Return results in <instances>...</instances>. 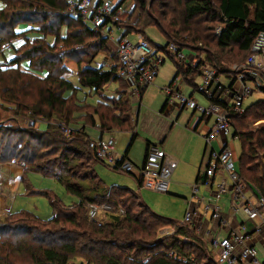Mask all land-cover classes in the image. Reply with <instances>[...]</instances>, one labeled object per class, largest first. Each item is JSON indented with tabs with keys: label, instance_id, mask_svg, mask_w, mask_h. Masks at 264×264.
Here are the masks:
<instances>
[{
	"label": "trees",
	"instance_id": "16d2710c",
	"mask_svg": "<svg viewBox=\"0 0 264 264\" xmlns=\"http://www.w3.org/2000/svg\"><path fill=\"white\" fill-rule=\"evenodd\" d=\"M146 1L133 3L138 9L135 25L125 23V14L121 15L117 22L123 30L121 36L143 34L154 23L166 36L164 46L173 40L202 53L203 61L221 73L223 63L248 55L255 36L264 32V0H152L148 13L144 11ZM150 11L158 15L153 17ZM22 24L29 27L17 30ZM218 25L222 28L217 35ZM31 30L36 37L11 51L12 57L0 64V110L12 123L0 124V163L23 161L25 170L53 178L75 201L63 205L43 192L52 206L48 219L32 213L0 216V264H218L193 226L155 214L136 192L106 187L95 173V164L118 168L95 157L85 127L72 128L79 122L82 127L97 123L99 136L114 129L130 131L117 165L128 160L137 133L129 97L116 75L117 57L115 51L109 53L107 38L70 16L64 0H0V44ZM99 51L109 59L106 68L90 66ZM69 59L75 65L79 87L68 79ZM174 67L168 85L179 75L186 80L188 75L198 74V65L192 69L175 61ZM112 83L116 87L110 98L103 92ZM87 96H96V103L88 104ZM211 101L224 106L216 97ZM236 120L237 126L233 124ZM259 120L264 121V99L250 103L241 115L232 117L231 124L240 144L237 172L246 186H255L264 196L256 164L257 154L264 159V123L252 126ZM25 121L28 127L19 125ZM35 123L44 125L41 128ZM61 123L70 128L71 135L62 132ZM102 203L119 206L124 212L116 210L105 219L90 221L88 205ZM167 227L173 230L171 235L161 233ZM171 250L184 259L168 255Z\"/></svg>",
	"mask_w": 264,
	"mask_h": 264
},
{
	"label": "built area",
	"instance_id": "2783aa9c",
	"mask_svg": "<svg viewBox=\"0 0 264 264\" xmlns=\"http://www.w3.org/2000/svg\"><path fill=\"white\" fill-rule=\"evenodd\" d=\"M64 2L70 16L79 18L91 29L99 30L107 40H111L112 30L118 31L119 36L115 42V54L118 61L116 75L125 84L127 94L134 102L139 101L142 90L153 82L157 75V69L165 57L173 58L182 66L192 69L198 65L199 82L195 85L194 91L207 98V106L199 105L191 95L185 96L178 88L174 87V82L171 85H166L163 91L166 94L165 109L177 111L191 109L213 119L212 125L203 135L207 149V163L203 168L204 178H206L203 184L211 188V198L214 201L211 204H204L203 210L210 213L212 219L221 221L222 214L218 200L222 195L230 193L232 206L235 209L239 208L248 217L257 213L244 194L246 185L237 172L236 157L228 146L227 137L232 134L229 133L232 117L241 115L242 110H244V100L253 92L264 89V32H259L255 36L245 64L233 65L227 70L229 84L224 86L220 80L221 72L217 67H212L203 61L202 53H195V55L187 57L182 54L183 47H180L173 40L162 48H157L142 33H134L131 38L121 36L122 29L117 22L121 20V15L126 10L122 2L117 0H100L99 2L94 0H64ZM221 28V26L216 27L215 34L218 35ZM27 40V37L22 35L11 37L0 44V51L11 52L23 46ZM213 97H216V101L223 103L224 106L212 102ZM60 127L63 133L71 135L69 127L63 123L60 124ZM215 142H217V150L213 148ZM88 146L99 161L110 167H117L124 173L135 175L139 180V189L146 188L158 192H167L176 162L171 160L162 149L153 146L148 147L142 165L135 168L128 160L117 165L119 158H115L113 155V139L110 134L90 140ZM12 165H16L20 170L19 172L24 168L23 161L14 159L0 163L1 192L3 189L9 192L13 187L9 176L5 178L3 175L6 166ZM217 173L220 178L212 184L209 178ZM198 183L194 182L190 186L193 196L197 192ZM250 186V191L256 198V206L258 208L264 207V196L258 188L253 185ZM116 210L120 214L124 212L121 207H115L109 203L90 204L87 210L88 219L94 222L99 220L96 217L99 211L112 214ZM194 214L193 210H186L180 223L190 224ZM261 224L264 226V221ZM262 225H259L255 230L260 232ZM165 230L162 229L161 233L165 235L173 233V230ZM205 233L210 247L216 252L218 264H264V261L258 262L255 249L248 245V231L244 224L239 225L236 229H230L224 237H218L216 233L212 234L208 231ZM167 254L184 259L172 250Z\"/></svg>",
	"mask_w": 264,
	"mask_h": 264
},
{
	"label": "rangeland",
	"instance_id": "374dc122",
	"mask_svg": "<svg viewBox=\"0 0 264 264\" xmlns=\"http://www.w3.org/2000/svg\"><path fill=\"white\" fill-rule=\"evenodd\" d=\"M120 1V0H117ZM135 1V0H134ZM134 1L133 0H125L123 1L124 5L126 6V9L128 11V14L123 17V19H126L127 24L130 26L135 25L136 16L138 14V9L134 7ZM152 0H147L146 7L144 11L148 13V6L151 3ZM216 2V0H214ZM156 12L159 13V10ZM151 16H156L158 14L149 13ZM137 25V24H136ZM214 25V24H213ZM219 26V25H218ZM216 26V27H218ZM29 25L22 24L17 27V30H24L27 29ZM215 27V28H216ZM34 30H31L29 33H26V37L29 39H33V37H36ZM144 35L151 40L150 42L152 44L164 46V43L166 42V36L162 34L160 29L152 23V25H148L143 29ZM61 33H64V28L61 29ZM23 36V35H22ZM111 40H107V47L109 53H114L115 51V42L117 37L119 36L118 31L112 30L111 31ZM46 41L50 40L46 36ZM27 40V41H28ZM90 41V40H87ZM92 50H90V53ZM182 54L189 57L190 55H195V52L188 47H185L182 49ZM250 54V52H249ZM248 55H244L242 59L233 60L231 62H225L222 64L223 69L229 70L233 65H243L248 60ZM83 56V55H82ZM104 56V51H99L93 60L91 61V67L97 68L102 66L103 68H106L109 66V62L106 64L102 63V58ZM12 57L11 52H4L0 54V64L4 60H8ZM188 61V60H187ZM185 61V63H187ZM174 62L175 60L170 57H165L163 63L158 67L157 69V75L154 78L153 82L148 85L142 92L140 102L137 101L132 102L130 100V114L133 119H135L136 126L133 123V127L137 131V137L132 143L127 158L128 161H130L132 164H134L136 167H139L142 162V156L144 151V144L146 140H149L151 143L155 144V147L160 148L164 151L165 154L170 155V151L173 149H178L184 151L186 148L190 147H197L200 145L202 141V146L200 149L203 148L204 144V138L202 137V130L204 126L208 124L201 123L196 131H192V126L194 125V121L191 119L199 118L200 115L197 112H193L195 110L191 109H184L182 110L176 119L174 117H171L172 114H170V111L165 109V111L159 115L157 113V110H159L160 105L162 101L165 99L166 94L163 91V88L167 85L172 73L174 72ZM66 66L68 67L69 73H68V79L69 81L74 85L78 86V80L76 77L75 71V65L73 61L70 59L66 61ZM227 74V73H226ZM225 73H221V83L224 86H227L229 84L228 77H226ZM227 79H226V78ZM197 80H195L196 82ZM199 82V81H198ZM119 83L123 86L124 90H126V87L122 81L119 80ZM118 84V83H117ZM175 87L181 91L185 96H188L189 93L192 91V87L190 85L185 84L180 77H178L174 81ZM115 83L110 84L107 87V90L105 91V94L107 96H112ZM253 91V90H252ZM110 94V95H109ZM112 94V95H111ZM195 101L205 107L208 105V100L206 97H204L202 94L197 93L195 91H192L191 95ZM264 99V90H257L253 92L251 95H249L243 103V108L247 107L249 103H252L257 100H263ZM88 104H95L96 103V97L95 96H87L86 98ZM139 109V111H138ZM175 110V109H173ZM244 110H242L243 113ZM241 113V114H242ZM7 116V114L1 112L0 110V118L3 120H0L1 125H12L11 122L5 120L4 118ZM160 117L159 120H156L154 118ZM175 116V115H174ZM167 121V130L169 133L167 134V138L165 137V140L162 144H158V140H153L152 138H155L162 128H164V124H166ZM263 120H259L255 122L252 126L258 127L261 124H263ZM172 126L170 127V125ZM210 124V123H209ZM234 125L237 124V120L233 123ZM20 126L28 127L27 124L21 123ZM38 125V124H37ZM42 128V125H41ZM87 133L90 139H96L98 135V131L94 127H87ZM128 132V131H127ZM125 131H120L114 129V131L110 132V137L113 139V148L112 152L115 158H119L122 154V152L126 149L128 145V133ZM229 133H232L230 136L227 137V143L228 146L231 148L234 156H237L239 154L240 150V144L237 139H234V132L233 127L231 124V128L229 130ZM106 135V133H103V136ZM152 137V138H151ZM233 138V139H232ZM213 148L215 150L218 149L215 143H213ZM165 149V150H164ZM200 149L197 151L196 156H200ZM184 155H189V152H186ZM184 160H188V157L184 156ZM203 166V165H202ZM12 170H15L19 172L20 170L16 167V165L9 166ZM204 167V166H203ZM180 169V176H176L174 174V177H170V180L173 182L178 181L183 183V185L186 186L184 190H180L179 192H182L180 195H175V193L172 191V183L168 185L167 192H158L155 190L150 189H140L141 198H143V201L147 205V207L150 209V211L154 212L155 214L168 218L173 220L174 222H181L182 217L184 214V209L186 208L183 206V203L191 201V189L190 186L194 183V176L196 174V167H186V166H178ZM95 173L97 174L98 178L103 182V184L106 187H121V188H127L130 191H136V183L131 178L129 174H126L124 172H121L119 170H112L109 167L105 166L102 163H96L94 167ZM5 171H3V175L5 176ZM9 178L11 179L13 183V187L8 192L6 189L2 190V195L5 197L6 200V207L8 209L7 213L11 214H20V213H32L35 216H37L41 220L48 219L52 214V206L50 205L48 199L42 194L43 192H49L52 195L55 196L57 200H59L63 205H68L75 201V199L66 194L61 184L56 182L53 178L44 176L38 172L31 171V170H25L23 168L21 172L19 173H12L10 174ZM245 183V182H244ZM198 186L200 189L203 188V185L198 183ZM198 191V189H197ZM137 192V191H136ZM210 195V191H206V194ZM203 192H196L195 197L201 198ZM185 198V199H184ZM205 198V197H204ZM206 200V199H205ZM193 201V200H192ZM203 205L206 204L205 201H202ZM202 210V205H199V212ZM242 211V210H241ZM99 220L105 219L108 217L107 213L99 211L97 216ZM166 229L165 231L171 230V228H162ZM204 237V240L206 243H208V237ZM185 241H190L191 244H195L196 242L193 240H190L188 238L182 237ZM210 246V244H209ZM208 246V247H209ZM211 248V247H210ZM212 249V248H211ZM212 253L215 255L216 258V252L212 249ZM258 259V262L261 263L263 259L261 257H256Z\"/></svg>",
	"mask_w": 264,
	"mask_h": 264
},
{
	"label": "crops",
	"instance_id": "0c3cea01",
	"mask_svg": "<svg viewBox=\"0 0 264 264\" xmlns=\"http://www.w3.org/2000/svg\"><path fill=\"white\" fill-rule=\"evenodd\" d=\"M122 4H124L123 2H122ZM125 8H126V6H125ZM127 15L128 14V11H127V9L125 10V12L122 14V15ZM122 29V28H121ZM143 32V31H142ZM122 33H123V30H122ZM121 33V34H122ZM134 33H129V34H126V35H124V36H127L128 38H131L132 37V35H133ZM143 35H144V32H143ZM36 36V35H35ZM145 36V35H144ZM146 37V36H145ZM49 38V37H48ZM146 39L150 42L151 40H149L147 37H146ZM49 42H50V40H48ZM151 43V42H150ZM166 43V42H165ZM164 43V44H165ZM152 44V43H151ZM154 47H159V48H162V46H160V45H154V44H152ZM190 49V48H189ZM109 62V59H108V57H107V55L104 53V56H103V58H102V63L103 64H106V63H108ZM174 72H175V67H174ZM174 72L172 73V75H171V77H170V79H169V81L171 80V78H172V76H173V74H174ZM74 73H75V71H74ZM224 73L226 74L227 73V69H225V71H224ZM178 77H180L181 78V80L185 83V84H187V85H190L191 87H192V91H194V88H195V85L196 84H198V81H199V77H198V74L197 75H188L187 76V78L188 79H186V80H184L180 75L178 76ZM177 77V78H178ZM192 77V78H191ZM226 77H228V74H226ZM225 77V78H226ZM191 78V79H190ZM227 79V78H226ZM228 79H229V77H228ZM195 80H197L196 82H195ZM169 81H168V83H169ZM168 83H167V85H168ZM115 86H116V84H115ZM175 87V86H174ZM176 88V87H175ZM84 91H87V89H85V88H82ZM145 89V88H144ZM143 89V90H144ZM107 90V89H106ZM105 90V91H106ZM105 91L103 92L104 94H105ZM192 91L189 93V95H192ZM143 92V91H142ZM142 92H141V95H142ZM126 93H127V91H126ZM108 94V93H107ZM107 94H105L106 96H107ZM113 94V95H112ZM111 95L112 96H108V97H114V91H113V93H112ZM110 95V94H109ZM128 95V94H127ZM96 97V96H95ZM129 97V96H128ZM140 99H141V96H140ZM140 99H139V101H138V103L140 102ZM96 100H97V97H96ZM130 100L132 101V102H134L130 97H129V103H130ZM165 101V99L162 101V103H161V105H160V108H159V110H157V113L159 114V115H161L163 112H161V109H162V105H163V102ZM250 104V103H249ZM182 110H184V109H182ZM182 110H173V109H170V110H168V111H170V114H172L171 115V117H174V119H176L177 118V116L179 115V113L182 111ZM138 111H139V109H138ZM193 112H197L199 115H200V117L199 118H194V119H191L192 121H194V125L192 126V131H196L197 130V128H198V126L201 124V123H204L205 125H206V127L204 126V128H203V130H202V132H201V134H202V137H203V135H204V133L209 129V127L212 125V122H213V119H212V117H209V116H205V115H203V114H201L200 112H198V111H192L191 113H193ZM131 115V114H130ZM175 115V116H174ZM154 118L156 119V120H159V118L160 117H156V116H154ZM131 119H133L132 118V116H131ZM133 121H134V124H135V126H136V122H135V119H133ZM166 122V124H164V128H162L161 129V131L159 132V134L155 137V138H152L154 141L155 140H158V144H162L163 143V141L165 140V137L167 138V134L169 133L167 130L169 129V127H168V129H167V121H165ZM27 122L25 121V124H26ZM210 123V124H209ZM41 125H44V123H41V124H39V126L41 127ZM172 126V124L170 125V127ZM85 127V128H84ZM87 127H94V128H96V130L98 131V135H99V130H98V128H97V123H95V125L94 126H89V125H84L83 127H82V125H80V122L79 123H77V124H72V128H74V129H83L84 128V132L88 135V133H87ZM73 129V130H74ZM134 130H135V128H134ZM136 131V130H135ZM125 132H127V131H125ZM128 133V140H130V136H131V133H130V131H128L127 132ZM136 133H137V131H136ZM110 134V132H108V133H106V135H109ZM106 135H104V136H106ZM89 137V136H88ZM99 137H103V134L102 135H100V136H98L97 138H99ZM137 137V136H136ZM90 139V138H89ZM136 139V138H135ZM233 139V138H232ZM234 139H237V137L236 138H234ZM204 140V139H203ZM215 144H216V146H217V142H215ZM204 146H203V148L202 149H200L201 148V146H202V141H201V143H200V145L199 146H197V147H195V146H193V147H190V148H186L184 151H182V150H178V149H173V150H171L170 152L171 153H169L170 155H168L167 154V156L171 159V160H173V161H175L176 162V166H175V169L173 170V172H172V174H171V177L173 176L174 177V174L176 175V176H180V169L178 168V166H186V167H196V174H195V176H194V182H195V180L197 179V178H199L200 180L198 181L200 184H202L203 185V190H202V188L200 189V187L198 186V191H197V193L198 192H203V194L202 195H204V196H201V198L199 199V198H196L195 196H193V195H191V199L193 200H191V201H188V202H184L183 203V206L186 208V206H187V208L186 209H184L185 211L186 210H188V209H191V210H193L194 211V215H193V219H192V221L190 222V225L191 226H193L194 227V229H195V233L197 234V235H199V236H206V231H208V233H212V234H217V236L218 237H224V236H226L227 235V232L230 230V229H236L237 227H239V225H241V224H244L245 225V227H246V229H247V231H248V234H247V236H248V245L249 246H251V247H253L254 249H255V251H256V257L258 256V257H261V259H263V261H264V226L261 224L263 221H264V207H260V208H258L257 206H256V198L254 197V195H252V192L250 191V188L249 187H251V186H245V189H244V194H245V196L248 198V200H249V203H250V205L252 206V207H254V209H256V212L257 213H255L252 217H248L247 215H245L239 208H237V209H235L233 206H232V199H231V194L230 193H226V194H224V195H222L221 197H220V199L218 200V205H219V207H220V209H221V214H222V219H221V221H217V220H214V219H212L211 218V216H210V213H208V212H204V210H203V202L202 201H205L206 203H213V198H211V196H209V194L207 193L206 194V191L208 192V191H210V187L209 186H207V185H204L203 183H204V180H205V178H204V173H203V166H205V164L207 163V149H206V146H205V143L203 144ZM229 145V144H228ZM150 146H153V147H155V144H153V143H151L149 140H146L145 141V144H144V151H143V156H142V162H141V164H140V166L142 165V163H143V161H144V159H145V155L144 154H146L145 153V149H146V147L148 148V147H150ZM131 147V146H130ZM218 147V146H217ZM200 149V156L198 155V156H196L197 155V151ZM231 149V148H230ZM165 150V149H164ZM124 152V151H123ZM123 152H122V154H123ZM129 152V151H128ZM186 152H189V155H184ZM121 154V155H122ZM127 155H128V153H127ZM127 155H126V158H127ZM184 156H186V157H188V160H184L185 158H184ZM238 156V155H237ZM237 156H235L236 157V160H237ZM128 159V158H127ZM203 165V166H202ZM133 166L135 167V168H137L134 164H133ZM139 166V167H140ZM111 169V168H110ZM113 170V169H112ZM4 171L6 172L5 173V178H7L8 176H10V174H12V173H19V172H17V171H15V170H12L10 167H8V166H6V168L4 169ZM130 176H131V178H133V180L135 181V183H136V187H137V192L136 191H133V192H136L139 196H140V198H141V193H139L140 192V189H143V190H145L144 188H138L139 186H138V184H137V177L135 176V175H132V174H129ZM204 178V180H202ZM220 178V175L217 173V174H214L212 177H210L209 178V180H210V182L213 184V183H215V182H217V180ZM172 183V191L175 193V195H180V194H182V192H179L180 190H184L185 188H186V186L185 185H183V183H181V182H178V181H169V185ZM212 187H213V185H212ZM190 189H191V187H190ZM192 194V193H191ZM210 195H211V193H210ZM205 197V198H204ZM185 199V198H184ZM206 199V200H205ZM141 200L143 201V198H141ZM144 201H146V200H144ZM143 201V202H144ZM145 203V202H144ZM6 200H5V197L2 195V192L0 191V216H2V215H4V214H6L7 212H8V209H7V207H6ZM199 205H202V210L199 212ZM185 211H184V213H185ZM183 216H184V214H183ZM183 218V217H182ZM178 223V222H177ZM259 225H262V228H260V232H257L256 230H255V228H257ZM202 239L204 240V237H202ZM208 246H209V241H208ZM210 247V246H209ZM211 249V248H210ZM211 252H212V249H211ZM262 261V262H263Z\"/></svg>",
	"mask_w": 264,
	"mask_h": 264
},
{
	"label": "water",
	"instance_id": "95a60500",
	"mask_svg": "<svg viewBox=\"0 0 264 264\" xmlns=\"http://www.w3.org/2000/svg\"><path fill=\"white\" fill-rule=\"evenodd\" d=\"M256 164L259 167V177L264 185V159L262 154H257Z\"/></svg>",
	"mask_w": 264,
	"mask_h": 264
}]
</instances>
